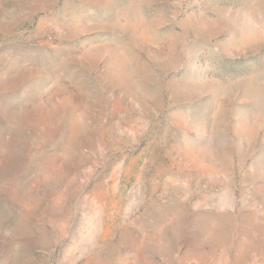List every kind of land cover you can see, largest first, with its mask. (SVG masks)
<instances>
[{
  "label": "rangeland",
  "instance_id": "1",
  "mask_svg": "<svg viewBox=\"0 0 264 264\" xmlns=\"http://www.w3.org/2000/svg\"><path fill=\"white\" fill-rule=\"evenodd\" d=\"M0 264H264V0H0Z\"/></svg>",
  "mask_w": 264,
  "mask_h": 264
}]
</instances>
